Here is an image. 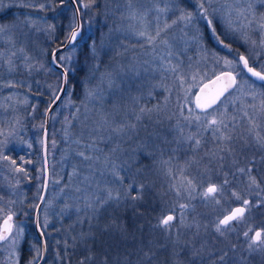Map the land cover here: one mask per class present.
<instances>
[{
    "label": "trees",
    "instance_id": "obj_1",
    "mask_svg": "<svg viewBox=\"0 0 264 264\" xmlns=\"http://www.w3.org/2000/svg\"><path fill=\"white\" fill-rule=\"evenodd\" d=\"M25 1L31 3L29 8L16 6L21 2L19 0L5 12L0 13L2 22L10 21L9 15L17 11L42 15L46 18V22L26 26H20V22H15L19 24L16 25L17 32L21 34L17 33L20 36L19 46L22 47L23 42L26 43L25 56L29 57L26 60L19 58L15 73L2 74L0 94L5 92L3 89L7 80L16 81L14 88L21 93L29 94V103L21 107L19 117L23 120L24 130L31 131L30 134L27 132V138L31 136L29 137L31 149L27 152L10 148L6 154H3L17 162L19 172L6 160L0 161V206L7 201L13 203L23 191H29L31 186L33 190L39 183L44 190V151L39 141L40 137L44 136L46 113L53 101L49 86L62 87L61 73L51 67L50 61L53 52L64 42L68 25L75 13L70 0ZM120 1H113L114 11L121 7ZM41 4L45 5L43 9L39 7ZM110 11V0H95L86 13L81 10L83 24L81 36L75 42L70 68L63 65L68 69L67 93L52 115L53 120L51 119L48 135L50 183L47 201L50 199V193L56 197L53 198L54 207L48 208L44 205L40 213L41 230L45 229L44 219L45 216L47 217L45 213H53L50 215L52 220L50 227L42 230L47 248L45 264H81L82 261L83 264H158L159 256L155 251V242H151V234L161 229L159 220L168 208L161 205L158 200L154 203L155 198L159 197L152 190V183H156L158 169L163 174L166 171L160 167L154 172L140 170L142 165L146 167L151 165L149 162L143 164L141 159L149 152H153L154 158L158 155L171 159L174 149L181 150L186 145L183 131L185 132L184 125L188 122L183 119V115H188V108L192 109L193 113L200 112L195 107L193 92L189 90L192 76L188 71L190 61L183 55L175 60L166 61L167 64L170 61L178 65V73L165 71V67L161 66V75L155 78V83L160 80L171 94L160 88L149 96L154 83L145 71L143 62L145 60L138 57L139 53L147 48H131L132 45L129 46L130 44L126 43L127 40L121 34L115 36L117 34L110 30L113 28L109 25ZM85 21L88 23H84ZM49 25L56 26L54 32ZM90 26L92 32L87 31ZM93 41L96 43L95 49L90 47ZM250 63L255 65L253 61ZM109 72L115 74L117 86L105 91L107 101H114L125 110L137 107V100L139 105L148 108L158 105V109L153 111L150 117L144 118L137 126L138 134L133 135L131 140L123 145L128 152L122 159L130 165L125 176V187L129 179L137 185H144L141 197L134 201L130 199L129 202L122 199L119 204L110 203L94 214L84 208L83 193L75 191L76 187H83L80 184L81 177L71 176L74 165L82 168L80 158L75 155V152L81 149L71 143V140L79 135L82 123H91L94 118L95 102L89 101L87 93L89 90H95L101 83V76ZM177 75L184 77L183 87ZM27 85L30 86L29 89ZM185 89L190 93L187 96V104H185ZM166 96L167 101H165ZM182 106L185 108L183 115H181ZM106 107L110 109L111 104L106 103ZM86 116L87 120H85ZM66 127L73 134L70 138L65 137ZM180 129L183 131L181 132ZM132 149H137L136 152L141 153L140 165L134 163L133 159L137 155L136 152L132 153ZM189 149L194 150V145L188 142ZM20 159L24 161L21 162ZM4 168H8L7 171L2 170ZM41 169L42 178L38 180ZM26 181H29V184ZM136 191V188H133L132 194L135 195ZM33 202L34 200H31L26 206L24 217L14 216L15 222L21 220L26 222L28 237L36 234L34 229L36 209ZM149 241L151 248L148 245ZM28 249L26 243L22 244L20 253L23 263L29 262L34 257ZM150 249L153 251H151L153 255L151 262L143 259L144 253H148L145 251ZM89 256L92 257L91 260L88 259Z\"/></svg>",
    "mask_w": 264,
    "mask_h": 264
},
{
    "label": "rangeland",
    "instance_id": "obj_2",
    "mask_svg": "<svg viewBox=\"0 0 264 264\" xmlns=\"http://www.w3.org/2000/svg\"><path fill=\"white\" fill-rule=\"evenodd\" d=\"M17 1L19 0H0V13L5 12ZM20 1L16 6L26 9L31 5L29 1ZM113 1L110 0L109 20L111 24L109 25L113 27L110 30L117 34L115 36L121 34L127 40L126 43L130 44L129 46L132 45L131 48H147V50H142L138 57L149 61L148 64H145V71L150 75L151 82L154 83H152L150 89L152 93L161 88L159 86L153 87L161 84L160 80L155 83V78L161 75V66L166 67L167 60H175L181 55L186 56L190 61L188 71L192 76L189 90L193 92V100H195L196 93L202 84L225 71L223 60L235 62L238 54H242L251 62L253 61V54L256 53L258 54L257 63L264 65V51L259 46L261 36L252 29H229L223 18V13H217V16L210 17L213 19L211 26H208L204 20L199 18L195 20L194 24L187 26L185 22L179 21V11L177 9L194 12L193 3L195 0H172V3H169V0H139L142 6L139 7L138 11L142 18H138L136 21H130L121 16V12L125 9L126 0H121V7L115 11ZM235 2L236 0H213L212 7L217 5L214 8H220L225 3L232 5ZM240 3L244 6L252 3L257 17H259V14L264 13V3L261 0H240ZM165 4H168L170 10L166 14H160L159 25L162 27L165 19L168 23L176 19L177 23L168 29L167 33L163 34L167 37L168 45L160 44L157 41L156 49L153 52L152 46L147 45L144 38L138 37L134 33L141 28L154 33L157 26L155 8H163ZM209 11L211 12V9ZM8 18H11V20L5 23L0 19V26L7 29L4 33H0V77L3 73L9 75L15 73L14 70L17 68L19 58L26 60L29 57L25 56L26 47L24 45L26 43L23 42V46H19V35L21 34L16 30V25L19 24L15 22H20V26L28 25L29 23H26V21L29 20L38 24L46 22V18L42 15H36L29 11L11 13ZM236 19L233 16L234 22ZM212 27L215 28V34L211 31ZM87 31L92 32L91 26L88 27ZM245 33H247V36H245ZM217 36L220 40L229 44L230 49L218 43ZM220 36L223 38H220ZM10 39L12 42H9ZM252 40L257 41L255 46L251 43ZM169 52H171V56L168 55ZM12 53H15V55H12ZM63 53L66 56L71 55V59L74 56V51L70 53L69 49ZM217 58L223 59L217 63ZM9 60L12 62L11 65ZM25 64L26 62L23 63V65ZM64 64L67 68H70L71 60H66ZM171 64L174 65L173 62ZM256 69L261 71L260 67ZM233 72L237 75L238 83H242L241 75L243 74H237L235 70ZM245 79H247V76H245ZM252 81L251 79L249 82ZM5 83L3 89L5 92L0 94V131L4 133V135H0V153L6 154L10 148L29 152L31 149L29 147L31 138L29 137L31 136L29 135L27 138V132L30 134L31 131L27 130L26 132L24 130L23 120L19 117L21 107L29 103V94L17 91L14 88L16 81L7 80ZM255 87L258 93H264V87H261L260 83L256 82ZM27 88L29 89L30 86L27 85ZM57 88L60 87L49 86L52 99ZM247 92L248 89L245 87L234 95L230 96L228 94L226 96L228 97V101H226L228 107L226 122L229 125L228 134L232 136L231 142H220L213 137L210 130L205 132L201 128L198 133V138L201 139V147L198 149L188 150V142L186 141V145L181 150H173L171 159L158 157V155L157 158H154L153 152H149L148 155L142 157L141 162L143 164L149 162L151 165L147 167L142 165L140 170H153L154 172L156 168L160 167L166 171L163 174L159 169H156V172H158L157 180L156 183H152V190L159 198H155L154 203L158 200L161 205L168 208L165 212L163 211L164 213L160 219L167 215L175 217L171 222L173 225L171 234L167 233L160 225L161 229L151 234V242H155V251L159 256L158 264H174V261H178V264H264V248L250 252L248 250L249 239L243 235L245 231L251 228L249 238L257 230L262 231V238H264V146L257 144L253 139V133L249 131L250 122L248 117L244 116V112L247 111L248 116L252 117L256 125L259 126L256 130L260 132L261 136H264V111L259 110L260 99L264 97L258 96L254 102L257 107L253 109L248 107L252 101L251 96L245 94ZM56 94H59V92ZM231 116L236 117L235 121L231 120ZM184 128L183 135L185 137L197 133L195 124L190 126L185 124ZM39 142L42 148L43 136L40 137ZM221 148H230L231 151H221ZM135 155L137 156L133 161L140 165L139 155L141 153L136 152ZM0 161H2V158H0ZM6 161L11 164V161L14 160L8 159ZM20 161L22 162L24 159H20ZM13 166L19 172L17 162ZM241 168L251 169L250 175L256 178L260 185L259 188L250 185L249 174L239 172L238 169ZM7 169L2 170L7 171ZM40 178H42V169L39 171L38 180ZM189 180L193 182L194 187L189 186ZM225 180L228 181L227 184H224ZM26 183L29 184V181H26ZM209 186H216L218 189L223 186L222 193L218 191L216 194L204 196L203 193L206 192ZM177 189L180 190L179 195H177ZM232 192L239 193L250 203L242 222L237 221L231 224L229 230L221 235L215 230L216 224L235 205H242L239 200L231 195ZM42 193L43 186L39 183L33 190L31 186L29 191H23L17 199L13 200V203L7 201L6 204L0 206V229L3 220L9 214V208H11L14 216L24 217L28 203L34 200V209H36ZM55 197L56 195L50 193V199L46 201L45 206H48V208L54 207L53 198ZM125 201L129 202L130 199H125ZM217 201L219 202L217 203ZM181 205L187 207L182 208ZM52 214V212L50 214L45 213L47 217L45 216L44 222L47 220V228L51 225L50 215ZM181 218L184 221L183 225L180 222ZM17 225L23 228V234L18 241L15 254L19 256V264H28V262L23 263L21 260V246L26 243L29 253L35 255L34 248L41 247L40 240L37 234L28 237L24 220L18 223L14 220L10 236L15 235ZM188 225H191V227H188ZM177 236L180 241L179 245L173 244V240L177 239ZM151 242H148L150 248ZM0 244L4 245V247H0V264H11L10 254H12V249L7 246L5 241H0ZM192 246L195 247L197 255L192 254ZM151 251L152 249L145 252L152 255L153 251ZM177 251L180 253L178 257L174 255V252ZM221 256L224 257L223 261L220 259Z\"/></svg>",
    "mask_w": 264,
    "mask_h": 264
},
{
    "label": "snow or ice",
    "instance_id": "obj_3",
    "mask_svg": "<svg viewBox=\"0 0 264 264\" xmlns=\"http://www.w3.org/2000/svg\"><path fill=\"white\" fill-rule=\"evenodd\" d=\"M264 3V0H261ZM95 3V0H73V8L76 9L74 15L72 16L70 23L68 25V34L65 37L64 42L61 45V48L56 49L60 51L61 55L59 61L56 60V53L53 52V64H58L60 67H63L64 62L71 60V55L66 56L62 48H69V52H73L75 49V42L78 37L81 36V30L83 27L81 10L85 13L89 10L92 4ZM169 3H172V0H169ZM207 5V6H206ZM213 0H195L193 7L194 12L185 11L184 9H177L179 11L178 20L185 22V25L194 24L197 18L204 20V22L211 26L213 24V19L210 17L217 16V13H223V18L229 29L247 28L252 29L257 34L261 36L259 41V46L262 51H264V13L259 14L255 12L252 3H248L246 6L240 3V0L232 5L227 3L221 5L220 8L212 7ZM139 0H126V5L124 11L121 12L122 18L128 19L130 21H136L140 17L139 7H141ZM41 9L45 7L44 4L39 6ZM175 7V6H174ZM211 9V12L209 11ZM168 4H165L163 8L156 7L155 11L157 12V26L155 27L154 33H150L145 28H141L135 31V35L138 37L144 38V42L152 46V51L156 49L157 41L160 44L168 45V40L164 33H167L173 25L177 23V20L174 19L171 23H168L165 19L163 26L159 25L160 14H166L169 11ZM233 16L237 19L234 22ZM26 23L33 24L34 21H26ZM84 23H88L85 21ZM55 25H49V28L54 32ZM7 31L6 28L0 26V33ZM211 31L215 34V28L212 27ZM247 36V33H245ZM195 38V37H194ZM217 41L223 47L229 48L230 45L225 43L223 40L219 39L217 36ZM9 42H12L11 39ZM251 43L255 46L257 41L252 40ZM91 48L95 49L96 43L90 45ZM23 51V49H21ZM15 55V53H12ZM171 56V52L168 53ZM163 60V58H161ZM223 58H217V63ZM258 54H253V63L255 67L249 65V59L242 54H238L236 61L223 60V65L225 71H223L219 76L216 77L218 81H222V86L210 96H196L195 98V107L200 110L199 113H193L192 109L188 108V115H183L185 108L181 107V115L183 119L188 122V125L195 124L197 128V133L183 137L189 143L194 145V150L201 147V139L198 138V133L201 128L205 132L211 131L213 137L220 142H231L232 136L228 134L229 125L226 122V117H228V107L226 101L228 97H225L224 100H221V97L225 96V93L229 92V89L233 91L229 95H234L238 91H242L245 87L248 89L246 95L251 96V101L248 107L255 109L257 105L254 103L258 96L264 97V93H258L256 91V81L260 82L261 87H264V65L257 63ZM11 60L9 64L11 65ZM145 64H148L149 61H144ZM256 67H260L261 71H257ZM165 71L172 73L179 72L178 65H172L169 61L167 66L164 68ZM233 70L237 71V74L241 75L242 83H238L236 75H233ZM68 69L63 67V72L61 73V83L66 82ZM250 74V76H248ZM247 76V79H245ZM255 78L251 83L249 82L252 78ZM177 79L180 82L181 87L184 84V77L182 75H177ZM195 79V77H193ZM116 77L115 74L109 72L106 75L101 76V83L97 85L95 90H89L87 93L88 99L90 102L94 103L95 116L92 119L91 123H82L81 131L75 139L71 140V143L76 144L81 150L76 151L75 155L80 158V165L82 166H73V171L71 176H79L80 184L83 187H76V192L83 193V203L86 210L92 211L94 214L99 212L100 209L104 208L106 205L119 204L122 199H131L136 200L141 197V193L144 185H137L131 179H129L127 187H125V176L127 175V162L122 159L124 154L128 152V149L124 148V144L131 140L133 135H137V126L141 124L145 117H150L151 113L158 109V105H154L152 108H148L144 105H139L138 100L136 101L137 107H134L130 110L123 109L119 104L114 101H107L105 96V91L110 90L116 87ZM164 88L165 91L170 90L163 84L154 85L153 87ZM63 88H57L53 94V103L56 100H59L60 97L58 92H62ZM203 91V90H201ZM111 94V93H110ZM153 93L150 91L149 96ZM190 93L185 89V104H187V96ZM168 97H165L167 101ZM106 103L111 104V108L106 107ZM259 110L264 111V98L260 99ZM79 111V109H77ZM244 116L248 117L250 122L249 131L253 133V139L257 144L264 146V136L260 135V132L256 129L259 127L256 125L255 120L252 117L248 116L247 111L244 112ZM88 117H85L87 120ZM236 117L231 116V120L235 121ZM235 125L233 124V127ZM70 127V126H69ZM182 132L183 129H180ZM0 135H4L3 131H0ZM72 133L69 128H65V137H72ZM7 139V137H5ZM104 145V147H101ZM31 147V145H29ZM53 147H55V140H53ZM143 146H141L142 148ZM132 153H135L137 149H132ZM221 151H231L230 148H221ZM0 158L8 160L9 157L0 153ZM222 159V157H221ZM12 165H15V161H11ZM22 170V169H21ZM239 172L249 174L250 185H255L257 188L260 187L259 183L256 181L254 176H251V169H238ZM228 181L225 180L224 184H227ZM189 186L194 187L191 180L188 181ZM221 189H218L216 186H209L206 192L203 193L204 196L209 194H216L218 191L222 193ZM133 188H136V194H132ZM177 195L180 194V190L177 189ZM231 195L235 197L236 200H239L242 204L241 207L235 208L231 211L230 214L226 215L223 219H220L216 224L215 230L221 235L225 231L229 230L230 223L232 221H241L243 220L244 214L248 209L249 200L244 199L239 193L232 192ZM213 198H215L213 196ZM219 201H217L218 203ZM182 208L187 207L186 205H181ZM80 211V209H77ZM12 210L9 208V214L4 219V228L3 231H0V241L7 242V246L12 249V254H10L11 264H19V256L16 255V250L18 246L19 239L22 238L23 228L17 225L15 235H9L12 232V225L10 221L12 220ZM175 219L173 215H167L160 219L159 225L164 228V230L171 234V229L173 227L172 221ZM181 224L183 225L184 221L181 218ZM47 220L44 222V228H47ZM191 227V225H188ZM198 227V226H197ZM252 229L249 228L248 231L243 233L245 238L249 239L248 250L255 251L264 248V238H262L261 231H255L254 235L249 238V232ZM42 235V234H41ZM173 244L179 245L180 241L177 236V239L173 240ZM0 247H4L3 244H0ZM187 247V246H185ZM45 248L44 242H41L40 248H34L35 255L28 264H40V261L43 258V250ZM192 254L197 255V251L194 246H192ZM179 252H174L176 257L179 256ZM89 260L92 259L91 256L88 257ZM144 259L151 262L153 255L149 253H144ZM220 259L223 261L224 257L221 256ZM83 264V261L81 262ZM174 264H178V261H174Z\"/></svg>",
    "mask_w": 264,
    "mask_h": 264
},
{
    "label": "water",
    "instance_id": "obj_4",
    "mask_svg": "<svg viewBox=\"0 0 264 264\" xmlns=\"http://www.w3.org/2000/svg\"><path fill=\"white\" fill-rule=\"evenodd\" d=\"M70 1L73 4V0H70ZM75 11H76V9H75ZM81 32H82V30H81ZM59 48H61V47H59ZM68 49L69 48H62V51L64 52V51H66ZM54 52L56 53V57L55 58L57 60V58L61 54V52L60 51H56V50ZM51 65H52L53 69H55L59 73L63 72V67H60L58 64H53V54H52V57H51ZM249 65L252 66L250 64V62H249ZM220 74L214 76L213 78H211L210 80H208L204 84H202V86L197 91L196 96H201L203 98L205 96H210V95L214 94L222 86V81H218L216 79V77L219 76ZM233 75H235V73H233ZM248 76H250V74H248ZM236 78H237V76H236ZM252 80H255V78L253 77ZM237 81H238V79H237ZM256 82L260 83L259 81H256ZM62 88H63V91L59 92V94H58L60 99L56 100L55 103H53V102L51 103V105L49 106V108L47 110L46 119H45V131H44V136H43L45 184H44V190H43L40 202H39V204H38V206L36 208V212H35V215H34V229H35V232H36V234H37V236H38V238L40 240V244L43 241L44 245H45V248L43 250V258L40 261V264H45L46 258H47L46 242H45V238L43 236V233H42V230H41V227H40V213H41V211H42V209H43V207H44V205H45V203L47 201L48 194H49L50 172H49V169H48V135H49L50 125H51L52 115H53L54 111L59 107V105L61 104V102L63 101V99L65 98V95L67 93L68 74L66 76V82H64L62 84ZM201 90H203V91H201ZM232 91H233L232 89H229V92L225 93V96L221 97V100H223ZM196 96H195V98H196ZM198 111H200V110L198 109ZM239 207H241V206H239ZM13 222H14V215H12V220L10 221L11 225L13 224ZM3 228H4V220H3L2 224H1L0 231H3Z\"/></svg>",
    "mask_w": 264,
    "mask_h": 264
},
{
    "label": "flooded vegetation",
    "instance_id": "obj_5",
    "mask_svg": "<svg viewBox=\"0 0 264 264\" xmlns=\"http://www.w3.org/2000/svg\"><path fill=\"white\" fill-rule=\"evenodd\" d=\"M216 6H217V5H216ZM216 6H214V7H216ZM216 26H217V25H216ZM249 62H250V61H249ZM250 64H251V63H250ZM251 65H252V64H251ZM252 66L255 67L256 65H252ZM256 68H257V67H256ZM233 73H234V72H233ZM235 75H236V74H235ZM236 76H237V75H236ZM227 96H228V95H227ZM239 206H242V205H239V204H238V205H235V206H234V207H233L228 213L225 214V216H226L227 214H229L234 208L239 207ZM246 213H247V210H246ZM246 213H245V215H246ZM245 215H244V216H245ZM225 216H224V217H225ZM224 217H223V218H224ZM223 218H222V219H223ZM236 222H237V221H233V222L230 223V225H231V224H234V223H236ZM257 231H261V230H257ZM261 232H262V231H261Z\"/></svg>",
    "mask_w": 264,
    "mask_h": 264
}]
</instances>
